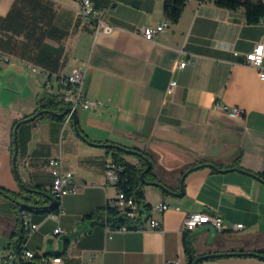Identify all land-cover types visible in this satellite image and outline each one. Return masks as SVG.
<instances>
[{"label": "crops", "instance_id": "crops-1", "mask_svg": "<svg viewBox=\"0 0 264 264\" xmlns=\"http://www.w3.org/2000/svg\"><path fill=\"white\" fill-rule=\"evenodd\" d=\"M90 1L113 32L99 33L84 20L83 0H0V186L21 190L13 165L14 124L39 112L41 99L50 96L47 79L55 84L76 70L85 71L87 97L103 103L78 112L90 142L148 153L155 177L174 193L181 192L183 175L192 171L182 198L155 186L144 188L145 204L174 207L155 216L161 229L115 231L109 238L111 225H94L85 217L117 199L118 189L106 177L113 156L85 142L73 121L25 122L18 132L22 183L50 193L48 160L61 156L79 189L63 200L58 218L31 214L41 225L27 243L37 253L32 263L62 256L63 264H189L185 242L199 257L264 249V183L246 172L264 173V80L247 63L264 44V21L249 24L243 9L232 12L188 0L180 20L148 41L144 30L167 21L165 0ZM173 81L178 86L171 91ZM220 104L242 108L247 116L234 118ZM124 159L140 167L136 157ZM206 164L238 170H193ZM0 212L15 218L0 237V264H6L3 258L18 250L21 224L2 207ZM194 212L219 215L226 225L246 229L219 233L203 226L185 232L183 222ZM57 228L63 233L54 234ZM212 232L218 237L211 239ZM204 264L264 261L227 257Z\"/></svg>", "mask_w": 264, "mask_h": 264}, {"label": "built area", "instance_id": "built-area-1", "mask_svg": "<svg viewBox=\"0 0 264 264\" xmlns=\"http://www.w3.org/2000/svg\"><path fill=\"white\" fill-rule=\"evenodd\" d=\"M81 16L88 23L97 26V31L103 33H111L114 31V27L101 20V14L90 0H83L81 8ZM170 26V21H166L158 27H149L144 30V38L148 41H153L160 33L164 32ZM247 63L249 66L260 71L261 79L264 80V44H259L252 53L247 56ZM184 63H179V67H183ZM46 77L47 74H45ZM85 71L76 70L71 75L60 76L57 78L56 83H53L51 78L47 79L45 83V89L54 96L56 100L72 109V112L66 116L65 122L71 123L73 121V112L96 110L103 105L102 102L89 99L85 92ZM178 86L176 81H173L170 85V90L173 91ZM217 107L224 112L229 113L230 116L238 119H245L247 112L242 108H231L226 105H217ZM51 175L53 176V183L50 188V194L59 203V213L52 214V218H58L62 213L63 200L69 195H76L79 192L78 187L74 181V174L71 171H67L64 167L63 158L52 157L48 160ZM123 167L118 164L112 157L106 163V177L107 180L114 184L118 189L117 199L110 202L108 205L121 212L123 218L127 221L133 222L134 225L131 228L129 225H123L119 229L112 227L107 228V234L109 238L115 231H129L132 229H161L162 223L155 216L163 215L174 207L160 202L155 206H151L149 210H144L134 197L128 196L126 192L118 188V184L122 181ZM179 210V207H175ZM20 220L26 240L18 248L16 252H13L3 258L6 264H19L33 262L37 253L28 248L27 243L33 237L35 233L40 230L41 225L34 223L31 215L27 212H23L20 215ZM203 226H210L219 233L223 232H238L246 229L243 224H231L230 226L225 224L223 218L219 215H211L208 213L194 212L189 214L183 222V230L185 232H194L198 228ZM63 233L61 228L54 230V234L58 235ZM45 264H63L62 256H52L43 259Z\"/></svg>", "mask_w": 264, "mask_h": 264}, {"label": "trees", "instance_id": "trees-1", "mask_svg": "<svg viewBox=\"0 0 264 264\" xmlns=\"http://www.w3.org/2000/svg\"><path fill=\"white\" fill-rule=\"evenodd\" d=\"M187 1L188 0H165L164 10L167 20H169L171 23H177L181 18V15L187 4ZM199 1L205 3H211L218 8L232 12L243 9L245 12L247 22L249 24H259L264 21V0H199ZM43 101H44V106L42 107L40 104L39 112L34 114L33 116H37V118H41L44 120L50 119V120L65 122L66 117H55L51 114L39 115V113L42 110H50L59 114H63L67 109V106L59 103L54 96L45 95L43 97ZM33 116H28L23 120L30 119ZM21 121H17L14 124V128H13V134H12L13 154L15 152L14 130L16 125ZM79 130L82 134L80 126H79ZM90 144L107 149L108 153L111 154L114 160L118 164H120L124 169L123 172L121 173L122 181L118 184V188L126 192L128 196L134 197L144 210H149L151 206L144 203L145 201L144 188L146 184L141 180V174L147 169V163L145 162V159L143 157H140L138 154H142L148 157L153 162V169L147 173L145 179L149 182H159L162 184V182L157 180V178L155 177V173H154L155 161L152 158V156L139 149L127 148L114 143L101 144L97 142H90ZM135 153H137V155ZM125 155L136 157L140 162V167L127 162L124 159ZM246 172L257 176L261 181L264 182V173H253L250 171H246ZM19 182L21 189L20 192H12L0 186V197L4 198L7 201L2 206V210L4 213L16 216L17 222L20 224H21L20 215L23 212H27V214L30 215L32 214L34 216L39 214L47 216V215L59 213V205L55 208H50L51 197H52L50 193L44 191L40 186L28 187L25 184H23L22 181ZM9 204L10 207H8ZM85 219L91 220L94 225L96 224L111 225L112 228L114 229H119L123 225H129L132 228L134 225L133 222L125 220L120 211L110 207L109 205H107L105 208L97 209L92 214L86 216ZM18 235L20 236V241L18 246L19 248L21 244H23L26 240V236L22 224H21V230L18 233ZM185 245L189 258V264H194L197 258H199V256H197V253L195 251V247L193 244L188 242H185ZM251 253H253L254 256L241 255L239 257H255L259 260L264 261V249ZM227 257L229 256L212 257L206 261H211V260L213 261ZM204 262L205 261H200L199 264H204ZM19 264H34V263L29 262V263H19Z\"/></svg>", "mask_w": 264, "mask_h": 264}, {"label": "water", "instance_id": "water-1", "mask_svg": "<svg viewBox=\"0 0 264 264\" xmlns=\"http://www.w3.org/2000/svg\"><path fill=\"white\" fill-rule=\"evenodd\" d=\"M41 106L43 107L44 106V101H43V98L41 99ZM72 112V109L70 108H67L65 110V112L63 114H59V113H56V112H53V111H50V110H42L39 115H43V114H51L55 117H66L69 113ZM37 116H33L32 118L30 119H27V120H22L21 122H19L16 127H15V130H14V144H15V152H14V156H13V165H14V170H15V173H16V176L18 178L19 181H21V178L19 176V172H18V168H17V159H18V155H19V142H18V132H19V128L25 123V122H28V121H31L33 119H36ZM73 125L75 127V130L77 132V134L87 143H90V141L88 140L87 137L83 136L79 130V121H78V115L76 112H73ZM119 147V146H118ZM137 155V153H135ZM140 157H143L145 159V162L147 163V169L142 172L141 174V180L146 184V185H151V186H155V187H158L160 189H162L165 193L167 194H171L177 198H182L185 196V180L187 178V176L189 175V173L192 171H188L186 172L182 179H181V192L179 193H174L172 192L169 188H167L165 185L159 183V182H149L145 179L146 175L148 172H150L152 169H153V162L146 156L142 155V154H138ZM201 167H209L211 169H214V170H217V171H220V172H231V171H235V170H238V169H228V170H219L215 165L213 164H206V165H202V166H198L196 168H194L193 170H198L200 169ZM248 173V172H247ZM251 174V173H249ZM252 176H255L253 174H251ZM255 178L259 179L257 176H255ZM260 180V179H259ZM261 181V180H260ZM262 183H264L263 181H261ZM58 206V201L51 197V205H50V208H55ZM241 255H249V256H254L253 253L251 252H247V253H243V252H232V253H223V254H210V255H205V256H201L199 258H197V260L194 262V264H199L200 261H206L208 260L209 258H212V257H225V256H229V257H239Z\"/></svg>", "mask_w": 264, "mask_h": 264}, {"label": "rangeland", "instance_id": "rangeland-1", "mask_svg": "<svg viewBox=\"0 0 264 264\" xmlns=\"http://www.w3.org/2000/svg\"><path fill=\"white\" fill-rule=\"evenodd\" d=\"M68 108V107H67ZM127 155H125L124 157H126ZM134 157V156H131ZM152 179V178H151ZM146 187V186H145ZM7 201L0 197V208L6 203ZM8 207H10V204L8 205ZM15 224V218H4L3 215L0 212V237L1 235L4 233V229H8L11 230V227H13V225ZM6 233V232H5ZM6 235H8V232L6 233ZM218 237L217 234L215 232H212V238H216Z\"/></svg>", "mask_w": 264, "mask_h": 264}, {"label": "bare ground", "instance_id": "bare-ground-1", "mask_svg": "<svg viewBox=\"0 0 264 264\" xmlns=\"http://www.w3.org/2000/svg\"><path fill=\"white\" fill-rule=\"evenodd\" d=\"M167 21H169V20H167ZM58 205H59V203H58Z\"/></svg>", "mask_w": 264, "mask_h": 264}]
</instances>
